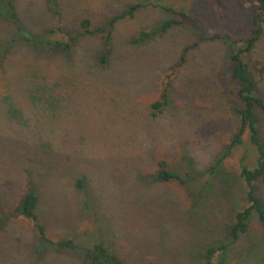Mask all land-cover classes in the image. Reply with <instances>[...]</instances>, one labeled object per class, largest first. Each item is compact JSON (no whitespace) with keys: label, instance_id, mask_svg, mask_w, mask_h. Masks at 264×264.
Here are the masks:
<instances>
[{"label":"rangeland","instance_id":"1","mask_svg":"<svg viewBox=\"0 0 264 264\" xmlns=\"http://www.w3.org/2000/svg\"><path fill=\"white\" fill-rule=\"evenodd\" d=\"M17 1L24 26L52 27V37L63 40L65 32L80 31L83 17L91 28L103 27L126 6H142L115 22L108 45L105 33H98L80 37L67 59L36 58L16 47L4 60L0 264H79L77 254L41 247L32 223L13 214L29 160L36 164L42 204L49 199L38 211L48 237H74L89 246L96 213L104 239L128 264H200L206 245L226 240L225 224L240 206V164L252 167L256 160L247 132L224 154L238 130L234 109L241 103L228 70L231 41L221 38L251 35L255 0H60V23L46 0ZM169 18L180 22L155 31ZM12 27L0 15V42L17 33ZM140 31L149 36L131 42ZM104 54L107 64L96 68ZM242 59L252 72L254 93L264 100V32ZM165 81V105L153 109ZM260 136L264 141V120ZM160 160L182 174L184 185L153 178ZM74 171L88 175L89 209L82 208L70 179L55 174ZM187 171L192 177L185 178ZM219 257L215 253V264H264L255 217L222 262Z\"/></svg>","mask_w":264,"mask_h":264},{"label":"trees","instance_id":"2","mask_svg":"<svg viewBox=\"0 0 264 264\" xmlns=\"http://www.w3.org/2000/svg\"><path fill=\"white\" fill-rule=\"evenodd\" d=\"M60 3V0H46L48 11L57 23L61 21ZM17 5V0H0V15L8 23H11L13 26L12 28L17 32L10 35L7 41L0 42V72L3 71L1 70L2 68L5 69L4 60H10L9 58L16 47L28 50L27 52L36 58H47L60 55L62 58L67 59L70 51L75 47L82 36L105 33L104 44L108 45L115 22L126 16H132L135 10L142 6V3L138 2L126 6L121 13L108 18L103 27L98 26L96 28H91V20L88 17H83L79 21L80 31L73 35L70 34L69 31L65 32L67 36L65 40L53 38L52 34L55 30L52 27L44 26L35 30V28L24 26L21 22L19 12L17 11ZM161 8L176 14L173 8L163 5H161ZM177 14L183 15L181 12ZM178 22H180L179 19H166L158 25L155 31H165ZM251 23V35L244 40L234 39L228 34L221 36V38L231 41L228 70L231 78L236 84L237 96L241 103L240 107H235L234 109L239 117L238 130L232 137L230 143L226 146L224 154H229L233 148L240 145L243 141V134L247 132L249 142L256 151V160L252 167L245 163L240 164L239 178L241 181L240 184L243 187L241 194H239L241 197L239 201L240 206L232 214L231 221L225 224L226 240L217 244L206 245L201 255L202 261L200 264H215L213 262L215 253L220 255L218 259L222 262L228 247L248 231L249 221L252 217H255L260 225L264 238V141L260 136V121L264 120V100L254 93L255 81L252 72L248 63L242 59V54L251 52L264 32V0H255V8ZM148 36V32L140 31L136 37H132L130 40L133 43H138L145 40ZM240 41L243 42L244 46L237 47L236 45ZM186 49L187 47L184 51ZM107 62L108 56L104 54L101 56L99 62L96 61L97 64L95 66L96 68H102ZM168 83L169 81H165L166 86L161 94L162 101L160 100L152 103L153 109L160 110V108L165 105ZM152 114L155 116L154 112ZM220 161L221 160L216 164H219ZM26 164L28 168L24 174L25 188L18 198L17 205L13 208V214L16 217H21L32 223L33 229L39 237L41 247L52 248V246H54V249L62 253L77 254L79 256V264H128L113 250L112 244L104 239L103 229L101 228V223L96 213H94L92 217V223L93 226H95V239L89 246L83 248L76 243L74 237L64 236L59 239L48 237L46 234V226L40 219L38 211L40 208L46 207L44 205L46 203L45 201L49 199H45L44 204H42L43 196L41 195L42 193L39 194L40 184L37 179V174L33 173L35 169L34 165L36 164L31 160ZM215 168L216 166L212 165L207 168L206 172L211 174L214 172ZM53 171L54 168L50 170L51 173H53ZM55 174L70 179L71 185L82 196V208H84V210L89 209L90 205L92 206L93 201L88 200L91 194L88 188V175L85 172L74 171L71 173L67 172L63 175L61 172ZM191 174V171H187L185 173V178L192 177ZM203 174L204 172L199 174L195 173L197 176ZM153 178L158 182H170L175 180L182 185L185 183L182 174L176 170L169 169L167 162L164 160L157 162V168L154 170ZM2 220L3 217L0 212V222Z\"/></svg>","mask_w":264,"mask_h":264}]
</instances>
